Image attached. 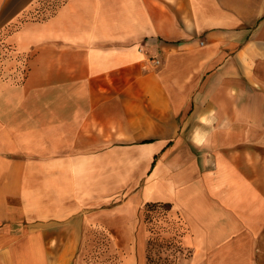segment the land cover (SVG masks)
<instances>
[{
  "label": "crops",
  "instance_id": "obj_1",
  "mask_svg": "<svg viewBox=\"0 0 264 264\" xmlns=\"http://www.w3.org/2000/svg\"><path fill=\"white\" fill-rule=\"evenodd\" d=\"M0 45V264H145L159 208L264 264V0H0Z\"/></svg>",
  "mask_w": 264,
  "mask_h": 264
},
{
  "label": "rangeland",
  "instance_id": "obj_2",
  "mask_svg": "<svg viewBox=\"0 0 264 264\" xmlns=\"http://www.w3.org/2000/svg\"><path fill=\"white\" fill-rule=\"evenodd\" d=\"M5 42V41H4ZM0 45V57L6 58V49ZM6 47V45L4 44ZM147 242L145 264H183L190 255L189 249L184 247L182 238L186 228L176 220L167 221L166 211L159 208L157 212L148 214L144 218ZM94 250H100V243H91ZM264 252V229H261L259 238L254 247Z\"/></svg>",
  "mask_w": 264,
  "mask_h": 264
},
{
  "label": "built area",
  "instance_id": "obj_3",
  "mask_svg": "<svg viewBox=\"0 0 264 264\" xmlns=\"http://www.w3.org/2000/svg\"><path fill=\"white\" fill-rule=\"evenodd\" d=\"M152 62L155 64V65H158L159 61L156 60V59H152Z\"/></svg>",
  "mask_w": 264,
  "mask_h": 264
}]
</instances>
